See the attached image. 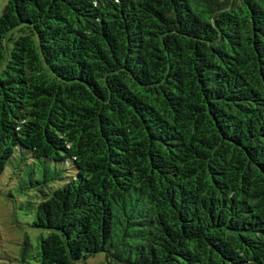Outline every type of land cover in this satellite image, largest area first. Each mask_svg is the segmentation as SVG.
I'll list each match as a JSON object with an SVG mask.
<instances>
[{
  "label": "trees",
  "instance_id": "obj_1",
  "mask_svg": "<svg viewBox=\"0 0 264 264\" xmlns=\"http://www.w3.org/2000/svg\"><path fill=\"white\" fill-rule=\"evenodd\" d=\"M8 167L14 264H264V0H5Z\"/></svg>",
  "mask_w": 264,
  "mask_h": 264
},
{
  "label": "rangeland",
  "instance_id": "obj_2",
  "mask_svg": "<svg viewBox=\"0 0 264 264\" xmlns=\"http://www.w3.org/2000/svg\"><path fill=\"white\" fill-rule=\"evenodd\" d=\"M5 4V0H0V13ZM46 170V175L50 176L53 165ZM56 168L60 171V175L65 177L68 173L63 171L61 165ZM39 172L45 170L41 167ZM19 170L6 168L0 176V264H14L19 250V245L25 235L34 236L32 224V214L26 211L24 206L27 198L25 192L19 191ZM25 175V174H24Z\"/></svg>",
  "mask_w": 264,
  "mask_h": 264
}]
</instances>
